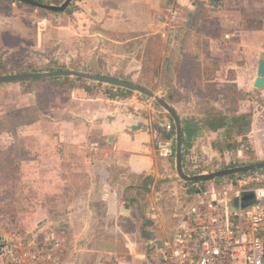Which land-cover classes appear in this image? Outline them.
I'll use <instances>...</instances> for the list:
<instances>
[{
	"label": "crops",
	"instance_id": "crops-1",
	"mask_svg": "<svg viewBox=\"0 0 264 264\" xmlns=\"http://www.w3.org/2000/svg\"><path fill=\"white\" fill-rule=\"evenodd\" d=\"M76 4L85 13L82 16L93 15L94 23L104 28L94 39L109 47L94 54L88 66L91 71L101 66L111 71V60L118 59L120 66L115 71L123 70L134 84L153 91L144 85L142 76L145 51L136 49L134 42H143L141 47H145L148 38L155 37L153 42L157 47L160 43L162 50L151 69L154 93L167 99L181 119L204 123L209 113L231 109L239 116L247 115V141L236 151L216 149L222 132L205 128L194 139L184 169L191 171L192 164L194 170L201 167L202 174H208L212 173L208 168L222 170L236 162L264 161V88L254 86L264 59V0H78ZM5 5L23 6L0 1V8ZM170 5L182 16L176 23L167 21ZM112 44L124 51L111 52ZM136 79L141 82L135 83ZM58 82L0 85V120L7 116L26 120L22 115L33 111L37 117L18 124L14 138L27 135L32 143L40 139L41 148L27 150L43 154L42 168L59 173L63 185H72L71 175L77 172L87 181L84 192L76 197L82 206L69 208L64 216L69 234L64 230L63 235L69 236L72 250L62 264H110L111 257H115L113 264L163 263L165 244L177 222L174 214L165 218L161 208L152 204L147 218L155 225L143 229L146 220H139L134 199L143 188L161 180L177 187L189 185L179 179L174 157L158 156V144L172 140L168 135L173 130L163 128L173 125L168 113L138 93L115 96L119 88L87 81L69 89ZM4 134L0 133L1 139L7 137ZM201 159L210 160V167L195 163ZM192 185L187 194L195 196ZM126 205L130 206L128 214L124 213ZM129 221L140 225L138 234L126 229ZM145 231L154 233V240L144 238Z\"/></svg>",
	"mask_w": 264,
	"mask_h": 264
},
{
	"label": "rangeland",
	"instance_id": "rangeland-1",
	"mask_svg": "<svg viewBox=\"0 0 264 264\" xmlns=\"http://www.w3.org/2000/svg\"><path fill=\"white\" fill-rule=\"evenodd\" d=\"M44 1L53 3L49 5L59 6L60 2L63 1L60 4L62 5L66 0ZM40 11L24 5L15 8L5 5L4 8H0V76L7 75L8 72H19L11 74L35 71L51 72L47 70L63 67L68 70L80 69L83 72L91 73L93 70L91 71L88 66L94 61V54H98L101 49L108 50L107 48H109L108 43L94 39L99 30L102 31L104 28L98 26L96 20L94 23L93 15L88 13L89 17L82 16L85 13H81L80 7L75 3L71 8V14L66 13L68 10L65 13L47 12L50 13L49 15H44ZM184 16L183 18L186 20V15ZM154 39L155 37L148 38L145 47H141L144 44L140 41L134 42V45L136 49L142 48V51H145L146 70L142 75L146 80L144 85L157 90L153 85L155 76L151 69L156 65V54H160L162 49L160 43L157 42L158 49L156 43L153 42ZM150 44H154L152 50H150ZM112 46L111 52L120 54L124 51L121 46L114 44ZM100 53L108 57L105 52ZM111 64V71H105L101 66L96 72L101 76L132 81L131 77L124 75L123 70L115 71V68L120 66L118 59H112ZM44 81L35 80L31 83H43ZM57 81L60 83L61 80ZM134 82L140 83L141 79H136ZM81 85L83 84H78V86ZM22 117H26V120H19L14 116H7L0 120V133L4 132V135L7 136L4 139L0 138V238L4 237L16 242L25 241L36 229L37 233H39V229H45L41 232L53 230L63 235L66 230L63 223L64 216L68 214L69 208L76 209L82 206L76 197L81 195V192H84L88 186L87 181L80 176L81 172L71 175L72 185L67 186L63 185V177H60L59 173H55L54 170L46 172L42 168L45 162L44 155L27 150L31 147L41 148L40 139L39 141L33 140L35 142L32 143L27 135L21 136L23 138H14L13 132H16L18 124L29 122L32 117L37 116H34L33 111H26ZM23 132L21 133H26V131ZM38 143L39 145H37ZM197 162L198 160L195 163L199 166L207 168L211 164L208 159H201ZM220 163L218 162L217 165ZM54 165L56 164L53 163ZM189 166L192 168L191 171L202 170L201 167L194 170L192 164ZM50 183L51 186L48 185ZM54 183L56 184L54 185ZM58 183L61 184V187L58 186ZM186 186L177 187L171 184L170 180H161L155 185L152 183L150 187L143 188L136 194V196L138 195L137 200L134 199L141 210V213L138 211L136 213L139 220L145 221L142 216L148 214L147 209L152 210V204L161 208L162 216L170 219L176 207L180 208L190 203L194 198L193 194H187L190 187ZM185 189L187 192L184 191ZM98 208L101 209L100 203H98ZM44 221L46 223L43 224ZM150 221L148 222L150 223ZM139 223L141 222L139 221ZM173 223L175 227L176 222ZM154 225L152 224V226ZM139 226L137 221L126 223V229L135 230L137 234L140 230ZM173 235L172 229L171 237ZM64 236L67 237L66 234ZM70 243L71 240L68 238L62 262L67 253L72 250ZM108 263H115V257H111Z\"/></svg>",
	"mask_w": 264,
	"mask_h": 264
},
{
	"label": "built area",
	"instance_id": "built-area-1",
	"mask_svg": "<svg viewBox=\"0 0 264 264\" xmlns=\"http://www.w3.org/2000/svg\"><path fill=\"white\" fill-rule=\"evenodd\" d=\"M167 21L176 23L180 11L170 5ZM167 131L172 124L164 125ZM174 140L158 144V156L171 159ZM193 200L174 210V235L165 244L167 264H264V170L240 174L203 185H192ZM253 195L249 202L245 197ZM234 204V205H233ZM68 240L53 230L25 241H0V264H61Z\"/></svg>",
	"mask_w": 264,
	"mask_h": 264
},
{
	"label": "water",
	"instance_id": "water-1",
	"mask_svg": "<svg viewBox=\"0 0 264 264\" xmlns=\"http://www.w3.org/2000/svg\"><path fill=\"white\" fill-rule=\"evenodd\" d=\"M16 3L35 8L37 10L46 11L50 13H65L70 9L74 0H66L62 5H49L41 3L36 0H11ZM216 2L217 0H213ZM60 78H76L86 80L92 83L107 85L110 87H115L123 89L126 91H131L134 93L141 94L147 98L153 99L162 109H164L171 117L176 128V144H175V159H176V169L179 179L185 183L196 184V183H211L224 178L246 174L249 172H254L258 170H264V162L254 163L244 166H239L235 168L222 169L216 172L202 175L190 176L185 172L184 169V128L182 119L176 110L163 98L157 96L153 91L143 88L134 83H129L126 81L118 80L115 78H109L105 76H97L89 72L76 71V70H64V71H51V72H32V73H20V74H7L0 76L1 84L18 83L22 81H32V80H49V79H60ZM255 88H264V59L260 61L258 78L255 81ZM253 199V195L245 197V201L249 202ZM234 205V204H233ZM126 210L124 213L128 214L130 209L129 205L125 206ZM143 237L148 240H154V233L145 231L143 232ZM159 247H162V243L158 242Z\"/></svg>",
	"mask_w": 264,
	"mask_h": 264
},
{
	"label": "trees",
	"instance_id": "trees-1",
	"mask_svg": "<svg viewBox=\"0 0 264 264\" xmlns=\"http://www.w3.org/2000/svg\"><path fill=\"white\" fill-rule=\"evenodd\" d=\"M0 1H4V2H7V3H11V4L16 3V2L11 1V0H0ZM36 1H39V2L45 3V4H53V3L45 2L44 0H36ZM62 2H60L59 5ZM76 2H77V0L74 1L75 4H76ZM74 3L71 5L70 9L66 12L67 14H71V8H72V6H74ZM40 12L43 13L44 15H49L50 14V13H47V12H44V11H40ZM57 69L50 68L47 71H64V70H68L67 68H64V67L63 68H57ZM76 71H81V70L77 69ZM35 72H38V71H35ZM91 73L94 74V75H97V76H101V74H99V73H97L95 71H92ZM109 78H112V77H109ZM115 79L126 81V82H129V83H133L131 80H128V79H122V78H115ZM53 80H56V81L57 80H61V81H63L64 83H62V84H64V85H62V86L63 87H67L69 89H73V88L77 87L78 84H80V83H83V82L86 83L87 82L86 80L76 79V78H60V79H53ZM33 81H35V80L22 81L20 83L24 85V84L31 83ZM92 85L93 86L94 85L103 86L102 84H92ZM139 86H141L143 88H146L145 86H142V85H139ZM110 88L116 89L114 87H110ZM87 89L89 91L92 90L91 87H88ZM116 90H117L118 94L115 95V96H126V95L134 94L131 91H126V90H123V89H116ZM149 90H151V89H149ZM153 92H154V90H153ZM165 100L167 101V99H165ZM156 105H157L158 108H160L163 111V109L158 104H156ZM167 116L171 120V122L173 123V127H174V129L171 132V134L168 135V139H172V140H174V142H176V140H175L176 128H175L174 122L171 119L170 115L167 114ZM182 123H183V128H184V162H185L186 157L188 156L190 150L192 149L194 139L197 136H199V134L205 128H208L209 130H211L213 132H217V133L222 132L221 133L222 139H220L218 141V143L216 145H214V147L216 149L220 150V151H225V150H227V151H236L240 147L241 143L247 141V139H246V136H247L246 128H247V124H248V117H247V115L239 116L232 109L228 110V112H226V113L225 112H211V113H209L206 116V120H205L204 123L203 122L192 121V120H189V119H182ZM239 138H242V141L239 142ZM174 158H175V155H174ZM260 162H264V161L252 160V162H250L249 164L260 163ZM249 164H246V165H249ZM239 166H244V165H242L240 162H236V163H232L226 169L235 168V167H239ZM185 171H186V173L188 175L194 176L196 174H202L204 170L202 169L200 171H189V170H187L185 168ZM207 171L216 172L218 170L208 168ZM130 205L133 206L134 203L131 202ZM138 212L141 213L139 205H138ZM146 212H147V210H146ZM142 219L146 220L143 229H147L148 227L152 226V224L148 222L149 220L147 218V215L143 214Z\"/></svg>",
	"mask_w": 264,
	"mask_h": 264
}]
</instances>
